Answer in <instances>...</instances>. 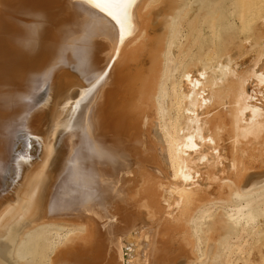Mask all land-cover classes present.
Returning <instances> with one entry per match:
<instances>
[{
  "label": "bare ground",
  "instance_id": "1",
  "mask_svg": "<svg viewBox=\"0 0 264 264\" xmlns=\"http://www.w3.org/2000/svg\"><path fill=\"white\" fill-rule=\"evenodd\" d=\"M104 2L0 0V264H264V0Z\"/></svg>",
  "mask_w": 264,
  "mask_h": 264
},
{
  "label": "rangeland",
  "instance_id": "2",
  "mask_svg": "<svg viewBox=\"0 0 264 264\" xmlns=\"http://www.w3.org/2000/svg\"><path fill=\"white\" fill-rule=\"evenodd\" d=\"M159 5V2L158 3H154V4H152L151 6H149L145 11L147 12V10L149 9V13L150 14H153L154 12H155V9L157 8V6ZM152 8V9H151ZM151 11H152V13H151ZM136 45V44H135ZM251 55H253V53L251 54ZM142 58V60H144V61H141V62H139V63H141V64H143L144 63V65L146 66V65H149V62H148V60L146 59L147 58V55L145 54L144 55V53H143V56H141L140 57V59ZM247 59V57L246 58H243L242 59V61L244 60H246ZM145 61H146V64H145ZM243 61V62H244ZM130 62H131V64L132 65H134V63L133 62H135V61H129V62H126V63H128V65L130 64ZM137 62V61H136ZM135 62V64H137L138 65V63H136ZM125 66H127V65H125ZM130 66V68L129 67H126V69L127 68H129V70H128V72H130L131 71V69H132V67H131V65H129ZM135 66V65H134ZM127 70H126V73L128 74V72H127ZM154 112H151V115L149 114V116H148V118L149 117H151V119H153L152 117L154 116ZM155 118V117H154ZM149 131V132H148ZM149 133H150V130L148 129V130H146V134L148 135L147 137L149 138ZM151 133H152V131H151ZM146 141H147V139H146ZM147 143H149V142H147ZM138 146V145H137ZM143 150H145V147L143 146V147H130L129 146V148L127 149V152H125L126 153V155H125V157H127V160L128 161H131V164H130V166H129V168L127 167L126 169H125V172H126V174H127V176L129 177V179H130V177H132V176H135L134 174H133V170L131 169V168H133L132 166L135 164V162L137 163V161L139 162V164H142V165H144V166H147L148 168H152L151 166V162H149V161H147L146 159L148 158V154H147V152H143ZM150 154V153H149ZM129 170V171H128ZM131 175H130V174ZM136 177H138V176H136ZM128 179V180H129ZM141 181L139 180V183H140ZM129 183L130 182H128V183H126L125 184V198H124V207L122 208V213L123 214H125V211H126V213L131 217V218H135L136 219V215H135V213H137L138 214V216L140 215H143L144 216V214H146L147 215V217H143V216H141L139 219H144L145 221H147V225H146V227H148L147 229L148 230H150L148 233L149 234H152V233H154L155 231L153 230H151L149 227L150 226H152L153 224V221H154V218L152 219H150L149 217L150 216H148V210H150V207H143V208H145L144 210H143V214H139L138 212L140 211L139 209H138V207H136L135 205H134V201H135V195H136V193H137V190H138V188L141 186V184H139V183H137V185L132 189L130 186H128L129 185ZM130 187V188H129ZM138 187V188H137ZM159 187V186H158ZM136 188H137V190H136ZM131 191H130V190ZM140 189V188H139ZM162 189V188H161ZM127 190V191H126ZM134 191V192H133ZM163 191V190H162ZM131 192V193H130ZM135 194V195H134ZM127 196V197H126ZM164 196L165 195H159L158 196V199H164ZM126 199V200H125ZM134 199V200H133ZM128 200L129 201H131L132 203H130V202H128ZM4 204V203H3ZM2 204V205H3ZM121 204V203H120ZM120 204H119V206H120ZM164 205H165V203H164ZM0 206H1V204H0ZM119 206H116L115 208H113L114 210V212H113V214L110 212V214L112 215V216H114V217H116V218H118V216H117V214H119V211H120V209H119ZM128 206L130 207V209L128 208ZM165 207H166V205H165ZM167 208L168 207H166V208H162V218H165L164 220H162V222L163 221H167V219L168 220H170L169 218H167L166 216H169V215H173V213L172 214H170L169 212H167ZM165 209H166V211H165ZM124 210V211H123ZM137 210V211H136ZM151 210H152V208H151ZM145 212H147V213H145ZM169 213V215H167ZM160 213L159 212H157V216L159 215ZM166 214V215H165ZM170 217V216H169ZM133 218V219H134ZM146 218L148 219V220H146ZM151 220V221H150ZM176 220H178V219H174L173 218V220H170L171 222H176V223H174V224H176V226H180V223L182 224L183 222L182 221H176ZM145 221H144V223H145ZM150 221V222H149ZM170 221H169V223H170ZM168 222V221H167ZM179 224V225H178ZM148 225H150V226H148ZM153 227V226H152ZM131 228H134V227H129L126 231L125 230H123V231H121V234H124L123 236H125V235H128L129 237H130V235L128 234V232H129V230H131ZM173 228V227H172ZM153 229V228H152ZM152 231V232H151ZM184 231V230H183ZM175 234H168L167 232H164V233H162V235H161V239L160 240H158L155 244H156V248H158V250L157 251H155V250H152L151 252H148L146 255H145V262L147 263V264H166L165 262H169L168 264H171V256L173 257V256H175L176 254H177V252L179 251V249H181L180 248V245L181 244H183V240H184V236L182 237V232L181 231H176V232H174ZM163 234L165 235V234H167V235H165L166 236V239H165V237H163ZM177 237H176V236ZM178 235H179V238H180V241H179V239H177L178 238ZM181 236V237H180ZM137 238L139 239V237L136 235L135 236V238H133V239H131V243H132V245H131V247L132 248H136V247H138V245H137V241H135V240H137ZM170 238H172V239H170ZM178 240V241H175V240ZM172 241L171 242V244H170V242L169 241ZM133 241H135V242H133ZM183 241V242H182ZM172 243H173V245H172ZM178 243V245H176ZM175 244V245H174ZM160 246V247H159ZM162 246V247H161ZM161 249H162V251H161ZM174 250V251H173ZM172 254V255H171ZM121 259L126 263V264H129L127 261H125V257H122L121 256ZM153 259V260H152ZM168 260V261H167ZM241 263H243V262H241L240 261V264Z\"/></svg>",
  "mask_w": 264,
  "mask_h": 264
},
{
  "label": "snow or ice",
  "instance_id": "3",
  "mask_svg": "<svg viewBox=\"0 0 264 264\" xmlns=\"http://www.w3.org/2000/svg\"><path fill=\"white\" fill-rule=\"evenodd\" d=\"M117 6H118V0H105L103 4L101 3L96 4V7H105V8H112Z\"/></svg>",
  "mask_w": 264,
  "mask_h": 264
}]
</instances>
